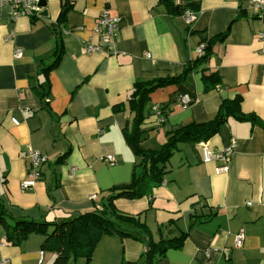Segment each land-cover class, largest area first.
<instances>
[{
	"label": "crops",
	"instance_id": "1",
	"mask_svg": "<svg viewBox=\"0 0 264 264\" xmlns=\"http://www.w3.org/2000/svg\"><path fill=\"white\" fill-rule=\"evenodd\" d=\"M46 1L41 13L46 10L47 17L10 22L9 10L0 12V204L12 216L7 222H61L101 208L112 188L129 185L141 162L125 137L135 121L129 105L134 84L182 76L211 39L205 65L150 95L140 126L143 148L160 149L170 132L210 122L224 101L236 97L242 112L260 122L231 116L205 142L215 150L235 144L228 173L216 172L223 165L218 160L203 161L200 143H182L162 184L113 204L119 214L143 223L153 243L185 236L181 247L157 255L155 264H264V18L253 15L250 0H200L190 25L185 15L169 16L161 0H69L63 27V0ZM106 9L122 18L116 52L90 54L89 43L106 49L95 33ZM56 30L65 54L46 77L42 70L54 59ZM17 48L21 59L14 56ZM210 74L216 78L207 86L204 76ZM48 83L43 98L39 86ZM157 105L169 110L162 125L153 112ZM29 148L48 161L35 186L23 190ZM108 156L116 159L114 166L104 160ZM241 229L246 238L239 249L235 236ZM46 240L35 233L13 244L0 224V264H53L57 254L44 248ZM146 251V242L103 235L91 260L74 264H145Z\"/></svg>",
	"mask_w": 264,
	"mask_h": 264
},
{
	"label": "trees",
	"instance_id": "2",
	"mask_svg": "<svg viewBox=\"0 0 264 264\" xmlns=\"http://www.w3.org/2000/svg\"><path fill=\"white\" fill-rule=\"evenodd\" d=\"M166 7L169 16H184L187 11L200 12V0H161ZM72 8L69 0H63L61 22L59 26L67 22V13ZM36 19V18H33ZM58 42L57 50L52 63L44 67L42 72L48 74L57 68L65 54V48L62 39V32L56 30ZM191 33H194L191 31ZM227 35V34H226ZM205 41V39H203ZM204 53L200 58L190 60L187 63L185 72L180 77H168L150 81H137L134 84L132 94L129 99L131 109L136 113L132 130H125V137L128 145L133 150L135 156L141 159L133 175V180L129 185L115 187L111 189V195L108 196L102 207L91 212L83 213L73 218L61 222H42L29 219H15L14 225L7 222L12 218L11 214L5 211L0 204V224L7 232V240L13 244H19L25 237L31 234H42L47 236L44 248L48 251H54L57 254L53 264H74L79 258H86L87 262L91 260L92 254L103 235H118L122 238H133L146 242L147 251L145 252V264H155L157 255L163 256L171 248H179L183 244L185 236L169 241H160L153 243L147 235L144 234L147 227L137 221L135 218L123 216L114 208V200L119 198L139 199L152 191L154 187L159 186L164 181L167 163L178 150L182 143H202L215 136L220 128L227 122L231 116L239 120H251L260 122L254 115L244 114L241 109L242 99L236 97L233 100H226L221 104L218 114L210 122L203 124H189L169 133L167 142L160 149L148 150L143 148L141 124L145 119L144 111L149 102L150 95L156 90L170 86L174 83H180L184 76L189 72L199 69L205 65L212 54V41H207ZM216 78V74L204 76L205 84ZM43 98L49 96L50 85L42 84L39 86ZM120 110L119 106L115 108ZM68 154H65L58 160L63 163ZM122 224H132L136 226L134 231L127 230Z\"/></svg>",
	"mask_w": 264,
	"mask_h": 264
},
{
	"label": "built area",
	"instance_id": "3",
	"mask_svg": "<svg viewBox=\"0 0 264 264\" xmlns=\"http://www.w3.org/2000/svg\"><path fill=\"white\" fill-rule=\"evenodd\" d=\"M42 0H0V12L7 9L10 12V22H16L20 18H42L41 12L44 9L41 7ZM180 2V0H177ZM250 8L253 12V15L256 17L264 18V0H250ZM196 13L193 11H187L186 22L187 24H192L196 19ZM122 18L120 16H113L110 13V10H104L98 20L95 27V33L101 37L106 49L102 48L100 44L89 43L85 49L88 53H97L106 51L107 53L114 54L116 52L117 38L121 30ZM13 33H9L7 39H12ZM261 38L264 39V32L261 33ZM198 53L202 55L204 53L203 47L198 49ZM16 59H21L23 56V50L17 48L14 54ZM147 58H151L150 54H147ZM153 112L158 118V124L162 125L165 122L166 116L169 113V110L163 108L159 105L154 106ZM15 125H19V121L13 120ZM203 148V161L208 163L213 160H218L223 163L222 166L216 168L218 174L228 173L229 164L231 157L234 153L235 144L232 143L230 146L215 150L209 148L205 142L200 143ZM29 158L31 159V167L29 170V178L22 182L21 187L23 190L35 186L36 182L40 179L41 174L39 168L41 165L45 164L48 161V158L37 151L29 148L28 150ZM104 160L114 166L116 164V159L112 156L105 157ZM248 205H251V202H248ZM246 234L243 229H241L235 236V247L243 248L245 242ZM208 256H210L211 251H207Z\"/></svg>",
	"mask_w": 264,
	"mask_h": 264
},
{
	"label": "water",
	"instance_id": "4",
	"mask_svg": "<svg viewBox=\"0 0 264 264\" xmlns=\"http://www.w3.org/2000/svg\"><path fill=\"white\" fill-rule=\"evenodd\" d=\"M41 7L46 8L47 7V1L46 0H42L41 2ZM42 17H47L48 16V12L46 10L43 11V13L41 14Z\"/></svg>",
	"mask_w": 264,
	"mask_h": 264
},
{
	"label": "rangeland",
	"instance_id": "5",
	"mask_svg": "<svg viewBox=\"0 0 264 264\" xmlns=\"http://www.w3.org/2000/svg\"><path fill=\"white\" fill-rule=\"evenodd\" d=\"M53 220V219H52Z\"/></svg>",
	"mask_w": 264,
	"mask_h": 264
}]
</instances>
